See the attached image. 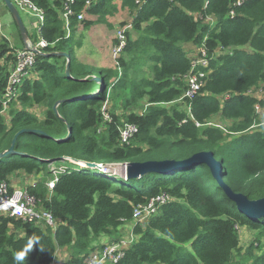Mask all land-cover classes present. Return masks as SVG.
<instances>
[{
  "label": "trees",
  "instance_id": "obj_1",
  "mask_svg": "<svg viewBox=\"0 0 264 264\" xmlns=\"http://www.w3.org/2000/svg\"><path fill=\"white\" fill-rule=\"evenodd\" d=\"M32 1L44 10L45 20L40 34L32 30L28 36L33 42L39 35L54 42L43 53H70L69 76L64 56L35 55L17 98L0 114V152L21 129L45 134L17 137L14 150L22 154L0 159V183L10 185L19 172L41 175L25 189L39 208L53 214L56 225L0 214V264H14V253L34 236L40 245L26 264L56 262L63 248L68 252L63 263L83 264L89 252L102 246L95 243L99 236L117 242L126 225L132 241L115 264H264V215L246 216L221 188L224 184L251 200L264 197V121L255 110L256 105L264 108V0H94L86 13L96 18L82 20L83 26L107 23L108 16L123 9L139 33L132 40L126 32L120 73L118 68H90L71 53L61 0ZM83 5L78 0L74 9ZM17 36L22 47L18 30ZM186 44H204L208 57L207 67L199 66L205 76L192 99L182 97L187 89L182 76L194 57ZM141 45L153 51L145 55L150 77L128 78L129 72H143L132 67L133 53H128ZM12 51L7 40H0V108ZM258 88L263 90L259 95L248 93ZM58 100H64L57 106L60 118L53 110ZM141 102L144 107L136 112ZM117 105L128 108L122 118L114 112ZM124 123L137 126L128 143L119 138ZM200 151H211L219 163V182L203 163L130 179L112 172L119 164L181 160ZM99 163L111 172L100 171ZM51 170H61L52 190L46 184ZM163 193L168 202L135 220V207ZM240 228L257 232L246 248L239 245Z\"/></svg>",
  "mask_w": 264,
  "mask_h": 264
},
{
  "label": "built area",
  "instance_id": "obj_2",
  "mask_svg": "<svg viewBox=\"0 0 264 264\" xmlns=\"http://www.w3.org/2000/svg\"><path fill=\"white\" fill-rule=\"evenodd\" d=\"M78 0H61V10L60 15L63 19V29L65 31V36H70V25L73 20L76 22H82L86 16V10L90 8L94 0H84L83 8L79 11L74 9ZM14 6L19 11H23L34 18L31 22V30H36L40 34V27L43 25L45 20L44 10L38 6L32 0H11ZM138 2V0H137ZM233 15V11L230 12ZM209 19V17H207ZM131 22L119 26L114 35L115 44L112 49V54L118 64V58L120 53L126 43V32L131 29ZM5 39L8 41V37L2 31V24L0 22V40ZM54 42H48L43 37L39 35L36 42L31 41L28 48L16 49L12 45H9L13 49V63L8 70L7 81L1 93V108L0 114H5L7 112V104L11 100L17 98L18 90L23 79L28 76L30 68L34 64L36 52L34 50L42 51L43 48L47 46H52ZM198 51L195 52L194 57L191 60V67L189 71L184 75L182 79L187 83V89L182 97H187L189 99L194 98L196 93L199 91L203 84V77L205 72L199 68H206L208 65V57L204 44L197 47ZM262 93L261 88L252 89L248 91L249 94H254L257 96ZM228 96L225 95V97ZM189 111V106H187ZM255 110L258 113L261 109L259 105L255 106ZM264 123V122H263ZM198 125V124H197ZM137 132V126L132 123H124L119 127V138L121 143H128L129 140ZM100 171L105 173L111 172L109 169H104L102 164H97ZM53 178L50 179L46 184L50 190L54 187L55 182L58 179V172L61 170H51ZM116 172L115 170L112 171ZM115 174V173H114ZM169 197L167 194L163 193L151 197L145 204L139 205L134 208L133 216L135 220L141 221L147 218L149 215L154 214L159 205L168 202ZM0 214L7 215L15 219H21L24 222H34L43 223L48 226L55 227L56 221L53 214L37 206V201L35 198L29 194L26 189L19 187H12L6 182L0 183ZM132 237H126L120 239L117 242H111L103 244L101 247L89 252L83 264H115L124 253L126 247L131 243ZM51 264H65L63 262H53Z\"/></svg>",
  "mask_w": 264,
  "mask_h": 264
},
{
  "label": "water",
  "instance_id": "obj_3",
  "mask_svg": "<svg viewBox=\"0 0 264 264\" xmlns=\"http://www.w3.org/2000/svg\"><path fill=\"white\" fill-rule=\"evenodd\" d=\"M2 2L5 5L7 11L9 12L18 30L19 36L24 43V48H28L29 47L28 45L31 43V39L28 36L27 29L22 21V18L17 8L14 6L11 0H2ZM34 50L36 54L64 56L67 60L66 66H65V75L69 76L70 57L68 53L66 52L43 53V52L38 51L35 48ZM92 79L95 82H100V83L103 82L99 76H93ZM61 101H64V100H58L53 105V110L58 117L59 115L57 112V106ZM29 132L45 134L44 132L38 129L24 128V129L19 130L12 138L9 148L3 152H0V159L10 154H22L14 150L15 141L20 134L29 133ZM69 136H70V129L68 128L67 137ZM80 163L84 164L85 166L96 167L95 163H88V162H80ZM192 163L193 164L203 163L207 165L213 177L219 182V163L215 159H213L211 151H200V152L194 153L190 155L189 157L181 159V160L165 159V160H148L144 162L124 163L123 164L124 170H122V172H124V176H126L127 179H130V178H135L138 174L143 173V172H147V171L169 172L171 171L172 168H180V167H184L189 164H192ZM221 188L225 196L235 204L237 210H239L246 216L250 218H255L261 214L264 215V197L251 200L239 192L231 191L224 184L221 185Z\"/></svg>",
  "mask_w": 264,
  "mask_h": 264
},
{
  "label": "crops",
  "instance_id": "obj_4",
  "mask_svg": "<svg viewBox=\"0 0 264 264\" xmlns=\"http://www.w3.org/2000/svg\"><path fill=\"white\" fill-rule=\"evenodd\" d=\"M109 17H114V16H108L107 17V23L108 24L107 23H95V22H93L87 27L83 26L82 22L79 23V22H76L75 20L72 21V24L70 27V29H71V35H70L71 36V38H70L71 46L70 47L72 50L71 53L81 63H83L84 65H86L90 68H103V69L109 68V69L113 70L114 68H116L115 65L116 66L119 65V64H116V60L112 54L113 45L115 44L114 35H115L116 26L113 23L114 18L112 20V18H109ZM95 18L96 17L93 15L86 14V16H85V19H87V20H95ZM29 32L31 33L33 31L30 30ZM135 34H137V31ZM135 34L129 33L132 40H135L137 38V36H135ZM16 41H19L18 36H17ZM20 41L22 43V47H24L23 41L22 40H20ZM185 49H186V47H185ZM194 52H196V51L194 50ZM189 53L191 55H189ZM192 53H193V51L192 52H190V50L188 51L189 57L194 56L195 53H193V54ZM123 55H124V59L128 60V59H126L127 55H125V53ZM69 57H70V53H69ZM119 68L121 71L122 67H119ZM120 71H119V73H120ZM138 75L145 76L147 78L149 77L145 73L133 74V72H129L127 77L137 79ZM23 176L28 177V179H30V182L34 179L36 181L41 179V175H35L33 177L31 175L27 176V175L19 172L18 174L11 176L10 186L23 188L22 186H24V185H22V181H19V180L15 181L13 179L14 177H19L22 180ZM44 177H46V176H44ZM127 227H128V225H126L124 228L128 229ZM122 233H123V231H122ZM60 252H62L63 254L68 253L65 248L59 250L58 253H60ZM65 257H66V255H65ZM63 262H65V261H63Z\"/></svg>",
  "mask_w": 264,
  "mask_h": 264
},
{
  "label": "rangeland",
  "instance_id": "obj_5",
  "mask_svg": "<svg viewBox=\"0 0 264 264\" xmlns=\"http://www.w3.org/2000/svg\"><path fill=\"white\" fill-rule=\"evenodd\" d=\"M21 18H22V21L28 31V33H30L29 31L31 30V22L34 21V18L31 17L29 14L23 12V11H18ZM109 18H114V24L116 26V29L119 27V26H122L124 24H127L129 22H131L132 24V15L130 13H128L127 10H121L119 9V11L117 12V14L114 16V17H109ZM108 18V19H109ZM0 22L2 24V31L3 33L8 37V44L9 45H12L14 48L16 49H20V43L19 41H16L17 39V30L15 28V24L9 14V12L7 11L5 5L3 4L2 0H0ZM32 31V30H31ZM116 31V30H115ZM129 33L131 34H135L136 31L133 29V27H131V29L128 30ZM138 32L137 34H135V36H138ZM114 46V45H113ZM186 49L190 52L194 50L195 51H198V48L195 46V45H192V44H186ZM143 50L145 51V53L143 54ZM128 53H133L132 57H133V60H132V67L133 68H137V70H139V68L143 69V72H140L139 73H145L147 74L149 77H150V73L146 70V65L148 63V61H146V56L145 55H150L153 53V51L148 47V46H140L138 49H134V50H131L130 52ZM192 53V54H193ZM189 55H191L189 53ZM129 56L130 55H127L126 56V59H129ZM191 57V56H190ZM120 66V65H119ZM116 68H118V72L120 71V68L118 66L115 65ZM121 67V66H120ZM96 73V72H95ZM145 77V76H143ZM184 77V75L182 76V78ZM96 83H100V82H96ZM259 91H258V94L259 95ZM111 100H109L108 102H110ZM18 107V106H17ZM110 107V103H107L106 105V110L107 108ZM144 105L143 103H139V105L137 107L134 108V110L136 112L138 111H141L143 109ZM128 108L124 109L122 108L121 105H117L115 108H114V112L115 114L119 115L120 117L119 118H122V115H120L123 111H126ZM260 111L258 112L259 114V118L261 121H264V108L260 107ZM40 109H36L37 112H39ZM107 117V115H106ZM120 120H123V119H120ZM218 121V120H217ZM85 169H88L84 166H81ZM124 166L121 164L117 165L116 168L114 170H117L116 172L120 173V175H124V172H122V170H124L123 168ZM91 170V169H90ZM96 171V170H94ZM51 172V171H50ZM15 181L16 180H19V181H22V186L23 187V190L24 188L30 183V179H28V177L26 176H23L22 177V180L19 178V177H14L13 178ZM128 229H125L123 230V235L120 237L121 239H124L126 237H132L131 235V230H130V226L127 227ZM256 234L257 232L256 231H253V230H250L248 228H240L239 229V235H240V242H239V245L242 247V248H246L248 245H250L254 240H255V237H256ZM109 239L110 237H104V236H99L96 240H95V243L96 244H107L109 243ZM262 241H264V239H261ZM66 255V257H65ZM58 258H57V262H63L65 258H67L68 256V253L66 254H63L62 252L59 253V255H57Z\"/></svg>",
  "mask_w": 264,
  "mask_h": 264
},
{
  "label": "clouds",
  "instance_id": "obj_6",
  "mask_svg": "<svg viewBox=\"0 0 264 264\" xmlns=\"http://www.w3.org/2000/svg\"><path fill=\"white\" fill-rule=\"evenodd\" d=\"M119 67V65H117ZM40 245V238L38 236L30 237L25 245L14 253V264H26L28 255L32 252L34 247ZM42 250V249H41Z\"/></svg>",
  "mask_w": 264,
  "mask_h": 264
}]
</instances>
